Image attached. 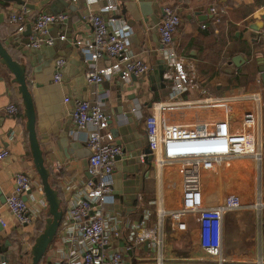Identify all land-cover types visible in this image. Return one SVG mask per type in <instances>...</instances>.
Masks as SVG:
<instances>
[{
  "label": "crops",
  "instance_id": "1",
  "mask_svg": "<svg viewBox=\"0 0 264 264\" xmlns=\"http://www.w3.org/2000/svg\"><path fill=\"white\" fill-rule=\"evenodd\" d=\"M25 1L33 8L26 6V27L19 32L17 25L9 22V14L22 10L23 5L18 1L0 0V39L14 60L26 67L35 108L37 137L45 164L51 170L50 180L59 189L65 211L58 233L40 264L68 256L70 244L61 236L67 209L73 200L85 197L80 187L91 177L88 171L91 151L87 144L90 127L78 128L74 124L72 112L76 103L81 100L101 101L110 116L108 130L123 149L114 167L112 185L115 200L108 208L113 214L135 223H140L149 212L147 225H150L160 218L169 180L163 170L154 165L150 158L152 154L148 153L145 117L153 113L157 102L196 100L202 96V90L213 96L260 93L255 138L257 149L262 152V162L251 156L235 160L233 163L237 166L231 168V165V169L211 173L204 179L205 189L217 200L219 195L236 193L243 202L241 208L225 214L224 251L226 237L233 246L234 255H239L241 245L253 238L258 241L259 254L260 239L264 238V81L261 77L264 70V27L255 31L251 26H262L264 0H143L140 5L135 0H97L92 4L93 8L101 11L110 28L127 25L132 29L134 37L129 50L149 66L142 76L128 80L114 76L99 84L88 82L89 62L76 43L78 38L93 36V27L88 20L92 0ZM112 2L117 4V9L102 11ZM167 5L176 8L182 17L175 43L178 53L185 59L190 79L197 84L196 89L189 90L183 97L178 94L175 81L165 77L169 62L163 54L159 26L163 8ZM212 5L227 8L218 25L212 21L209 11ZM41 13H65L68 18L50 25L49 33L56 39L55 44L34 48L29 42L31 36H38L34 22ZM28 27H31L30 36L27 35ZM61 35L66 38L60 39ZM59 58H64L66 64L62 68V79L57 82L54 76ZM110 64L109 58L98 61L102 67ZM163 74L166 82L162 81ZM66 98L70 100L66 101ZM10 104L19 107L16 115L7 112ZM24 112L19 85L14 82L9 69L0 63V150L7 148L10 152L7 158L0 160V218L5 221V224L0 221V250L17 264L31 261L32 246L45 227L49 211L42 180L33 161ZM20 172H28L33 177L32 191L26 194L33 220L24 225L18 224L6 201L14 189L15 175ZM254 176L255 181H252ZM166 219V243L168 236L175 237L170 244L167 243V262L199 264L207 254L199 244L196 214H190L189 229L184 232L174 229L170 219L168 222ZM249 225L256 228L252 230ZM127 231L125 228L124 234ZM184 234H188L186 242ZM123 243V239L117 241L119 245ZM176 252H179L178 257L173 259ZM122 264H154V260L150 249L145 250L143 246L130 250Z\"/></svg>",
  "mask_w": 264,
  "mask_h": 264
},
{
  "label": "built area",
  "instance_id": "2",
  "mask_svg": "<svg viewBox=\"0 0 264 264\" xmlns=\"http://www.w3.org/2000/svg\"><path fill=\"white\" fill-rule=\"evenodd\" d=\"M89 3L88 20L93 27L89 39L78 38L80 46L89 62L86 78L89 83L99 84L104 80L119 76L128 80L142 76L149 69L145 60L135 57L129 50L134 34L127 25L110 28L101 11ZM143 0H135L140 5ZM115 2L106 5L102 11L115 10ZM226 6L212 5L210 14L215 25L221 23ZM26 5L22 10L9 14V22L17 25V30H25ZM163 19L159 33L163 54L168 59L169 71L165 77L176 83L179 95L197 88L190 79L185 67V59L177 51L175 35L182 24V17L173 6L163 8ZM68 14L41 13L34 22L38 36H31L29 44L39 48L43 44L56 42L49 33L52 23L63 22ZM203 27H206L203 24ZM264 38V28L262 31ZM61 35L60 39H65ZM109 58L111 64L99 66L98 61ZM64 58L56 61L54 79H62ZM202 90L196 100L177 99L173 102H157L154 111L145 117V131L148 146L153 156L152 162L159 169L167 165H177L182 182L181 201L173 209H160V218L147 225L148 212L140 223H135L122 215L113 214L108 208L115 200L112 185L117 158L122 155V146L108 130L110 116L101 101L81 100L76 103L72 119L78 128L90 127L87 144L91 151L88 171L91 175L80 187L85 195L73 200L67 209V217L61 236L70 244L67 257L49 264H122L126 254L132 249L143 248L149 240L148 248L154 264H169L166 249L165 224L169 217L172 227L177 231L189 229L190 214H196L199 222V244L206 257L199 264H236L228 260L223 247L225 214L229 210L241 208V196L231 193L219 195L217 200L206 189L204 179L211 173H220L235 160L253 157L262 162V152L256 146V129L259 121L260 93L231 96H213ZM66 98V101H69ZM7 112L16 115L19 107L10 104ZM259 147V145H258ZM261 147V144H260ZM7 148L0 150V160L9 156ZM33 187V177L28 172L15 175V186L7 195V205L18 224H28L33 220L31 207L24 198ZM1 223L5 221L0 218ZM127 228V233L124 230ZM124 240L123 244L117 241ZM171 257V256H170ZM213 258H217L216 262ZM0 264H17L0 261ZM249 264H264V238L260 239L258 259Z\"/></svg>",
  "mask_w": 264,
  "mask_h": 264
},
{
  "label": "water",
  "instance_id": "3",
  "mask_svg": "<svg viewBox=\"0 0 264 264\" xmlns=\"http://www.w3.org/2000/svg\"><path fill=\"white\" fill-rule=\"evenodd\" d=\"M6 1H18V3L21 5H26L27 7L30 6L31 8H33V6L27 4L25 0H6ZM262 17H263L262 26L260 27L259 25H253L251 26L253 30L259 31L261 28L264 27V15ZM30 32H31V27H28L27 35H29ZM0 63L9 69L11 74L14 75V82H16L19 85V92L21 93L23 104L25 107L24 115L27 118L26 129L28 131V139L33 156V161L35 164V168L39 176L41 177L43 191L49 203V211H48V217L46 218L45 227L43 231L36 237L35 242L32 246L31 261L26 263V264H40L45 253L47 252L48 248L50 247L51 243L54 241L58 233V230L65 217V211L61 205L62 200L59 195V189L55 187L50 180L51 170L45 164V158L43 156V152L37 137L35 108H34L32 94L29 89V78L27 76L26 67L17 60H14V58L9 53V51L4 45V42L1 39H0ZM261 77L264 81V70H262ZM128 98L131 99L132 97L129 96ZM148 151H149L148 153L150 154L152 153L150 149ZM150 158L152 160L153 156L151 155ZM31 191H29L28 193H30ZM24 198L27 199V195H24ZM1 251L2 254L0 256V261H5L9 263L10 259L8 255L4 254L3 250H0V253Z\"/></svg>",
  "mask_w": 264,
  "mask_h": 264
},
{
  "label": "rangeland",
  "instance_id": "4",
  "mask_svg": "<svg viewBox=\"0 0 264 264\" xmlns=\"http://www.w3.org/2000/svg\"><path fill=\"white\" fill-rule=\"evenodd\" d=\"M162 81H165L166 82V79L164 78V74L162 75ZM187 92L185 93H182V97L186 94ZM242 164V163H241ZM237 166L236 163H233L231 168ZM241 166V165H240ZM250 167V165H249ZM230 168V167H228ZM226 168V169H228ZM230 168V169H231ZM161 170H163L164 174H165V177L166 179L168 178L169 182L166 183V187H165V195H164V199H162V206L163 208L165 209H173L175 207H178L180 205V196H181V193H182V182H181V177L178 173V166L177 165H167V166H164V167H161L160 168ZM225 172H227V170H225ZM244 177V176H242ZM228 179H230L231 181H233L234 179H231L230 177H227ZM255 181V176L252 178V181ZM235 182V181H233ZM249 196L251 195V193L249 192L248 193ZM254 194V193H253ZM166 218H168V216H166ZM169 219H166V221L168 222ZM166 226L168 225V223H165ZM250 228L253 230L254 228H256V226L253 227V225H249ZM167 229V227H166ZM247 229V227H246ZM258 231V230H257ZM188 235V234H187ZM186 234H184V242L188 241V237H187ZM175 237L173 236H168L167 237V243H171L172 240L174 239ZM147 241V242H146ZM145 243H144V249L145 250H148V243H149V240H146ZM224 244H225V256L228 258V260L232 263H236V264H249V263H252L253 261L257 260L258 259V241H256L255 239L251 238L250 240L247 241V244L245 245H241V250L240 251V254H236L234 255L233 254V246L231 245L230 241H229V238L226 237L224 239ZM147 245V246H146ZM168 248V247H167ZM185 250H188V249H185ZM179 252H176L174 253V256H173V259L177 258ZM206 259V261H210L211 258L210 257H204ZM214 261L216 262L217 258H213Z\"/></svg>",
  "mask_w": 264,
  "mask_h": 264
},
{
  "label": "trees",
  "instance_id": "5",
  "mask_svg": "<svg viewBox=\"0 0 264 264\" xmlns=\"http://www.w3.org/2000/svg\"><path fill=\"white\" fill-rule=\"evenodd\" d=\"M40 234V233H39Z\"/></svg>",
  "mask_w": 264,
  "mask_h": 264
}]
</instances>
